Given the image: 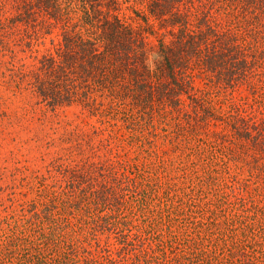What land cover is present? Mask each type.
I'll list each match as a JSON object with an SVG mask.
<instances>
[{"label": "trees", "instance_id": "obj_1", "mask_svg": "<svg viewBox=\"0 0 264 264\" xmlns=\"http://www.w3.org/2000/svg\"><path fill=\"white\" fill-rule=\"evenodd\" d=\"M241 88L250 101L213 106ZM0 96L19 123L77 105L101 125L61 138L39 199L4 209L0 264H264V0H0ZM120 122L190 147L208 198H159L155 152L118 163Z\"/></svg>", "mask_w": 264, "mask_h": 264}, {"label": "rangeland", "instance_id": "obj_2", "mask_svg": "<svg viewBox=\"0 0 264 264\" xmlns=\"http://www.w3.org/2000/svg\"><path fill=\"white\" fill-rule=\"evenodd\" d=\"M120 13L121 15H133L132 11L126 6L123 7ZM51 47L52 39L48 38L40 46V50L44 52ZM194 82L197 89L208 90L200 77H195ZM211 90L210 93L212 94L210 98L213 99V106L217 110L221 109V112L226 111L228 109L227 106L232 103L244 104L246 101L252 99L249 96V92L244 88L221 94H216L215 90ZM22 105L24 104L12 96L6 102L0 98V217L6 215L4 212L6 207L12 206L9 209L11 213L13 207L16 209L18 205H27L31 201L39 199V185L35 183L37 182L34 178L37 175L35 171L41 170L43 174L50 176V169L48 168L47 171L43 167L47 168L46 166H48L52 157H55L57 154L63 155L66 153L67 147H74V143H71V141L63 142L61 138L72 131H81L84 134L90 135L94 131V127L101 126L98 123L97 117L86 114L77 105L61 108L56 113L50 111L42 113L41 110H38L36 113L34 112L35 114L33 112L30 113L26 119L19 123L14 112L18 108L17 111L21 114ZM32 115L35 117L34 120L30 121L29 118ZM119 125L120 128L117 127L112 130L114 137L111 140L112 145L110 146L112 147V157L118 163H125V161L131 163L132 161L133 164L138 163L143 166V163L155 160V157L151 158L149 156L152 152H155L157 159L161 158L164 160L161 161L158 170L154 168L157 172L156 177L159 182H162H160L162 185L159 184L158 189L159 198L163 194V196H166L165 193L170 192L168 189H171L177 195L175 196L176 201L182 199L188 202L189 200L188 203L190 205L187 206L188 208L194 205V203L199 204V201L203 200L204 197L208 198L206 186L202 187L198 184V179L203 172H200L201 169L195 170L191 167L192 160L194 159L195 162L197 157L192 156L193 153H190V147H186L184 151L175 150L176 144H172L170 141L162 138H153L148 132H145L147 135L131 132L121 122ZM25 126L28 127L27 130L24 128ZM222 128L223 126L219 124L216 127L210 125L209 130L220 131ZM109 130L107 129L103 132V139L108 138V135H110ZM117 130H119L118 140ZM190 132H185L179 138V140L186 142V146L189 145L188 142H191L190 145H193L194 141H197L195 136L190 135ZM199 137L200 139L205 138L204 136ZM48 140H54L53 147L46 148ZM82 144L86 146L85 143ZM104 144H108L106 140H104ZM181 147L185 146L182 145ZM85 148L87 149L88 147ZM41 153H50L51 155L47 156L44 161H41ZM187 155L190 156L188 157ZM79 157L81 155H78L77 158ZM38 183L41 185L40 182ZM41 186V190L46 187L48 190L52 184L49 181H45ZM190 192L192 194V201L187 198V194ZM244 194L247 196L248 192L245 191ZM169 204L171 203L169 202ZM1 229L2 227L0 226V231Z\"/></svg>", "mask_w": 264, "mask_h": 264}]
</instances>
